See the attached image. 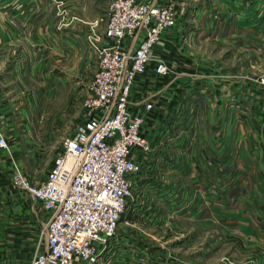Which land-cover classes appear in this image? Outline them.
<instances>
[{
  "label": "crops",
  "instance_id": "crops-1",
  "mask_svg": "<svg viewBox=\"0 0 264 264\" xmlns=\"http://www.w3.org/2000/svg\"><path fill=\"white\" fill-rule=\"evenodd\" d=\"M110 1L0 0V112L11 122L13 107L24 103L23 82L90 84L98 60L87 39L93 26L102 38ZM177 1L187 11L156 51L171 74L141 79L133 93L153 102L143 128L151 150L133 152L140 166L133 188L142 193L118 225L115 252L122 259L108 264H264V129L259 145L249 139L239 149L236 139L238 108L249 138L253 130L258 135L254 116L264 124V96H256L253 84L264 75V67L253 66V41L264 40V29H257L264 26V2ZM21 130L30 139L14 153H41L30 131ZM241 150L250 159L238 161ZM1 162L0 264H26L48 213L7 183ZM46 173L29 178L41 181ZM142 202L148 208L138 207ZM136 228H147L148 241L135 238Z\"/></svg>",
  "mask_w": 264,
  "mask_h": 264
},
{
  "label": "built area",
  "instance_id": "built-area-1",
  "mask_svg": "<svg viewBox=\"0 0 264 264\" xmlns=\"http://www.w3.org/2000/svg\"><path fill=\"white\" fill-rule=\"evenodd\" d=\"M186 10L177 0H111L102 38L91 27L87 41L98 63L82 103L83 120L63 139L43 180L30 182L12 163L11 183L48 213L26 264H108L118 257V225L128 216L140 168L133 152L148 150L143 128L153 108L149 96L135 100L133 93L141 79L171 74L156 51ZM256 83L264 96V75ZM4 152L9 146L0 132V160Z\"/></svg>",
  "mask_w": 264,
  "mask_h": 264
},
{
  "label": "rangeland",
  "instance_id": "rangeland-1",
  "mask_svg": "<svg viewBox=\"0 0 264 264\" xmlns=\"http://www.w3.org/2000/svg\"><path fill=\"white\" fill-rule=\"evenodd\" d=\"M261 24H257L259 25L257 27L258 33L264 29V26ZM253 54L254 69H262L264 67V40L259 39L253 41ZM260 76H262V74L254 77L253 84L255 86L259 87L256 81ZM92 78L89 82H91ZM88 86L89 83L85 88H56L46 83V85L42 88H32L29 84L23 82L24 88L21 89V92L25 98L21 97V100H23L24 103L20 106L17 105V109L16 106L13 105V108H15L14 111L17 112V115L14 116L16 120L11 122L12 119L9 120L8 116H5L0 112V114H2L0 115V132L5 136L9 146V152L3 153V157L0 162L2 161L3 174L6 176V180L9 178V181H7L9 185L11 184L13 187H16L10 181L12 163L14 161H16L22 167L24 174L27 175V178L32 183L37 181L30 179L29 175H33V178L36 179L39 175L45 174L49 170L54 157L61 149L63 139L72 135L76 129V126L83 120L84 115L82 103L89 93ZM254 92L258 97L262 95V90L260 87L258 88V91L256 89ZM242 109L243 108H238L237 114V119L240 120L242 124V129L237 133L236 138L239 149L243 146L245 147L249 139H251L250 145H255V143L259 145L261 143L260 134L264 129L263 121H261L259 115L261 111L258 109L257 112L259 117L254 116V122H252V124H254L253 128L258 130V135H255L254 132H256V130H253V137L249 138V136L245 133L247 129L245 118H247V116L244 112L240 114V110ZM22 128L28 129L30 131L32 135L31 144L34 147V150L36 151L41 149L42 152L36 154V156H39L38 159L34 154L35 152L28 157L27 153H14L13 150H15L17 146L21 147L23 140L26 138L30 139L29 136L26 135V132H23L22 134ZM144 137L148 143V150L143 153H147L151 150V145L149 143V139L145 135ZM42 143L44 144L43 147H41ZM223 155L224 154H222V160H224ZM248 155L242 153V150L237 151V160L245 161L250 159V155ZM36 159L38 162H36ZM30 163H35V165H31ZM141 193V191L136 192V188H133L132 185V196L128 201L127 209L132 207V205L136 202L135 200L137 197H140L139 195H141ZM147 202H142L143 205H138V207L143 206L142 208H148ZM128 226L130 227L129 224ZM146 229L147 228L134 229V232L136 233L134 236L135 238L137 237L138 241H148L149 238Z\"/></svg>",
  "mask_w": 264,
  "mask_h": 264
}]
</instances>
